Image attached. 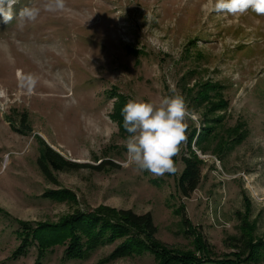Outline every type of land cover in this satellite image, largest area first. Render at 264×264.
Instances as JSON below:
<instances>
[{
    "label": "rangeland",
    "instance_id": "obj_1",
    "mask_svg": "<svg viewBox=\"0 0 264 264\" xmlns=\"http://www.w3.org/2000/svg\"><path fill=\"white\" fill-rule=\"evenodd\" d=\"M47 3L18 0L14 16L41 9L23 26L0 17V264H36L35 241L14 255L20 222L40 225V264H159L174 254L187 264H264V16L220 14L214 0H64L56 12ZM176 94L192 113L176 171L125 167L118 96L158 104ZM47 147L83 168L45 178ZM184 156L201 161L189 198L176 186ZM119 210L151 214L161 259L148 251L108 260L125 237H103L77 258L67 257L68 241L57 243L78 213ZM241 235L245 253L233 240Z\"/></svg>",
    "mask_w": 264,
    "mask_h": 264
},
{
    "label": "trees",
    "instance_id": "obj_2",
    "mask_svg": "<svg viewBox=\"0 0 264 264\" xmlns=\"http://www.w3.org/2000/svg\"><path fill=\"white\" fill-rule=\"evenodd\" d=\"M131 53L138 55L137 50L131 49ZM216 89V85L212 83H207L204 91H201V97H206L208 99V94L211 90ZM117 96V95H116ZM210 96V95H209ZM218 93L214 95L215 101H217ZM211 98V97H210ZM212 99V98H211ZM200 102V100H199ZM127 104V101L124 97L118 96V101L115 105V117L119 119V123L123 126V114L122 110ZM225 106V104H224ZM191 111V110H190ZM209 112V111H208ZM216 121H208L206 124H216ZM211 131V129H208ZM200 139V134H199ZM240 138V136H239ZM238 138V139H239ZM195 145L203 153L205 152L204 147L201 146V143L195 142ZM174 164L176 160L173 158ZM184 168L181 176L177 180V191L179 195L183 198H189L191 193L196 190L200 183L201 179V161L197 160L196 157H182L181 159ZM43 162H46L48 166H45ZM39 166L41 172L44 174L45 178L51 177V170L54 172L59 171H71L79 170L83 166L75 165L72 163H66L64 160L53 152L50 148H46L43 154V159L39 160ZM51 169V170H50ZM47 198V197H46ZM183 208V207H181ZM181 212V209L180 211ZM184 214V212L182 213ZM77 217V218H76ZM76 219L72 218L68 223H63L65 225L62 227V237L57 236L59 240L57 243L62 241H68L66 255L68 258H77V257H86L87 254L102 245L103 237L109 238L110 240L127 238L125 240V245H122L117 249V251L109 257L108 260H112L113 256H120L123 254H140L144 252H151L161 259L163 256L162 252L157 251V248L161 247L160 242L156 240L155 235L157 233V228L153 223V219L150 213H145L137 215L130 210H119L114 211V213H109L108 216L103 215L101 212L92 214L91 216H86L85 214L78 213L75 216ZM74 219V220H73ZM184 224L189 225L187 219L184 218ZM16 233L22 237L21 244L18 246L17 250L14 252V255H20L26 251V248L30 246V242H36L38 244V254L36 259V264H40L39 261L44 256L42 249L40 248V225L37 227L29 226L28 223L21 224ZM61 225V224H60ZM108 231V233H107ZM234 241L240 242L243 247V252L245 253L250 247V243L244 240V235H241L240 238L233 237ZM38 241V242H37ZM43 243V242H42ZM237 248V247H236ZM175 253H179L178 251ZM164 261L159 264H187L189 262L183 261L179 255L164 256ZM102 262V263H101ZM99 261L98 264H103V261ZM229 263V262H228ZM194 264H211V263H200L196 262ZM214 264V263H213Z\"/></svg>",
    "mask_w": 264,
    "mask_h": 264
},
{
    "label": "clouds",
    "instance_id": "obj_3",
    "mask_svg": "<svg viewBox=\"0 0 264 264\" xmlns=\"http://www.w3.org/2000/svg\"><path fill=\"white\" fill-rule=\"evenodd\" d=\"M18 0H0V17L5 24L19 19L34 22L40 15L39 7L27 6L18 15L13 6ZM65 8L64 0H48L45 9L49 12ZM213 11L220 14L239 15L252 12L264 16V0H214ZM123 126L127 138V157L124 166L135 164L139 170L156 175L176 171L173 157L187 136V118L192 115L185 98L176 94L162 96L158 104L143 100H129L122 110Z\"/></svg>",
    "mask_w": 264,
    "mask_h": 264
}]
</instances>
